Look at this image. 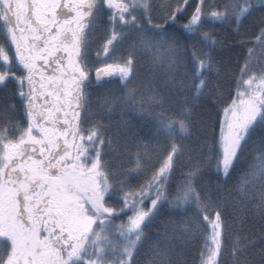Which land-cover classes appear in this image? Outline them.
<instances>
[{
    "label": "snow or ice",
    "instance_id": "6c2138e0",
    "mask_svg": "<svg viewBox=\"0 0 264 264\" xmlns=\"http://www.w3.org/2000/svg\"><path fill=\"white\" fill-rule=\"evenodd\" d=\"M156 8L150 0H0V33L8 45L0 44V89L6 93L0 104V264H135L134 256L148 238L145 229L165 204L194 206L209 221L200 264H222L225 252L230 264H264V62H253L254 48L247 50L230 102L219 85L217 99L206 101L223 112L209 155L201 146L205 142L195 138L196 110L202 106L213 57L194 45L190 55L199 80L196 94L178 99L174 109L165 108L155 75L137 99L139 90L129 87L136 76L134 52L120 57L123 63L115 68L104 64L94 69L97 87L118 71L124 100L133 110L160 109L147 113L156 121L157 135L168 142L157 164H149L142 145L128 152L101 120L90 118L86 89L93 80L88 56L95 21L109 26L102 44L105 54L111 55L122 38L117 27L143 33L140 44L145 48L157 47L155 41L163 39L175 48L182 33L200 42L210 38L200 31L209 17L231 19L238 29L252 11L264 9V0L224 3L207 14L198 0L185 23H178L188 11L184 4L170 11ZM258 27L251 43L264 51V16ZM181 66L178 60L168 63L163 87L183 96L177 79ZM104 100L112 102L107 96ZM257 140L256 218L234 232L226 211L214 204L202 181L208 171L218 178L230 176L249 143ZM182 162L183 179L173 184ZM153 252L146 264H180L166 245Z\"/></svg>",
    "mask_w": 264,
    "mask_h": 264
},
{
    "label": "trees",
    "instance_id": "16d2710c",
    "mask_svg": "<svg viewBox=\"0 0 264 264\" xmlns=\"http://www.w3.org/2000/svg\"><path fill=\"white\" fill-rule=\"evenodd\" d=\"M197 2L198 0H187V3L185 0H154L153 4L157 6L156 11H159L160 8H166L170 11L176 8L178 4H184L188 11L184 12L178 23H185ZM243 2L244 0H203V11L207 14L214 7L224 3L239 6ZM134 15H139V12L134 13ZM262 16H264V9L256 8L241 20L238 29L231 19L219 22L210 17L206 18L200 31L209 33L210 38L200 42L199 37L194 38L190 34L182 33L179 34L180 40L175 48L170 47V42L167 39L155 41L157 47L145 48L140 44V37L143 33H138L133 28H120L118 32L123 35L120 41L115 44V50L111 51L112 58L123 62L120 57H126L129 53L134 52L136 76L129 87L139 90L137 99L139 100V95L143 93L150 76L155 75L158 77L161 95L167 101L165 108L174 109L178 99L184 97L190 99L196 94L195 86L199 80L195 78L193 72L191 48L194 45L196 48L210 53L213 57V68L210 73L205 74L208 84L201 94L200 103L202 106L196 110L197 132L195 137L205 142L201 146L205 148L204 154L209 155L207 148H214L216 145V138L219 136L217 121L221 120L223 112H218L216 106L212 103H206V101L217 99L214 93L216 86L219 85L223 91V99L230 102L237 90L240 69L245 62V57L249 55L247 51L249 48L255 49L251 55L257 66L264 62V51L251 43L254 37L259 34L258 25ZM154 22L158 23L159 21ZM98 35L102 37L105 35V25L99 24ZM0 44L6 45L2 33H0ZM98 53L99 55L103 54L102 44ZM171 60H178L182 65L177 79L182 81L183 96L163 87L164 72ZM91 92L93 95L91 94L87 104L90 118L101 120L106 126L107 132L117 136L119 145L128 146V152L135 153L137 151L135 146L137 144L142 145L141 150H146L150 157L149 164H157L165 153L168 142L163 136L157 135L156 121L147 113L160 109L148 107L147 112L133 110L124 100V89L119 77L110 78L104 85L91 89ZM5 95L4 90L0 89V104L3 103L2 98ZM105 96L112 98V102L106 103ZM10 103L18 104L17 101H10ZM223 106V104L220 105L221 108ZM16 119L18 120L19 117L17 116ZM3 123L4 121L0 120V125ZM186 143L191 145L193 140L186 141ZM259 152V141L250 142L244 156L236 162L230 176L218 178L214 171H208L203 177L202 183L208 185L214 204L226 211L234 232L243 223L250 224L252 218H256L252 205L257 202V191L260 188V181L255 175L259 171L257 167ZM185 170L184 162H182L172 178L173 184L183 179L181 172ZM208 215L210 220L213 215L211 210ZM242 215L249 219L247 221L241 220ZM188 229L191 231H187ZM210 231L209 221L203 220L194 206L187 209H174L165 204L150 226L145 229L148 238L135 254V264H146V261L154 258L153 249L165 245L174 261H179L180 264H200L201 247L204 245L205 236ZM230 261V255L225 252L221 257L222 264H230Z\"/></svg>",
    "mask_w": 264,
    "mask_h": 264
},
{
    "label": "flooded vegetation",
    "instance_id": "af4514ba",
    "mask_svg": "<svg viewBox=\"0 0 264 264\" xmlns=\"http://www.w3.org/2000/svg\"><path fill=\"white\" fill-rule=\"evenodd\" d=\"M125 2H127V1L125 0ZM105 14H108V13H105ZM99 22H100V20H97V21L94 22L93 29H92L91 34L89 36V39H90L91 43L89 45L88 62H89L90 67L93 68V70L96 67H101L104 64H109V63L113 64L112 61L108 62L104 58L103 55H105V53H103L102 55H99V53H98V49L101 47V44L103 43L102 37L98 35ZM5 47H8L7 43H6ZM114 62H116V61H114ZM113 76L114 75L109 77L108 80L110 78H112ZM95 87H97L96 86V82H93V83H91V86H88L87 89H86V95L88 97V102H89L91 94H92L91 89H93Z\"/></svg>",
    "mask_w": 264,
    "mask_h": 264
},
{
    "label": "rangeland",
    "instance_id": "374dc122",
    "mask_svg": "<svg viewBox=\"0 0 264 264\" xmlns=\"http://www.w3.org/2000/svg\"><path fill=\"white\" fill-rule=\"evenodd\" d=\"M154 2V0H151V3H153ZM109 15H110V13H108ZM108 14H105V16H107ZM99 24L101 25V26H103V25H105V35L102 37V40H103V42H104V38H106L105 36H107V29H108V25H106V23L104 22V20H100V22H99ZM120 29V27H117V31ZM98 31H99V28H98ZM7 48V47H6ZM10 55H11V52L9 53ZM104 56V58L107 56V58H105L108 62H113V64H111V63H109V64H111V65H113V67L115 68L116 66H118V65H122V63L123 62H120V61H116V60H113V55H112V53H111V55H108V54H105V55H103ZM110 58H112V59H110ZM114 59H116V58H114ZM118 60V59H117ZM114 61H116V62H114ZM113 77L112 78H117L118 76H119V73H118V71L117 72H114L113 73Z\"/></svg>",
    "mask_w": 264,
    "mask_h": 264
},
{
    "label": "bare ground",
    "instance_id": "6f19581e",
    "mask_svg": "<svg viewBox=\"0 0 264 264\" xmlns=\"http://www.w3.org/2000/svg\"><path fill=\"white\" fill-rule=\"evenodd\" d=\"M92 76H93V80H94V81H92V82H96V81H95V73H94V70H93ZM222 119H223V115H222V117H221V120H222ZM221 120H218V121H217V126L219 127L218 134L220 133V121H221Z\"/></svg>",
    "mask_w": 264,
    "mask_h": 264
}]
</instances>
